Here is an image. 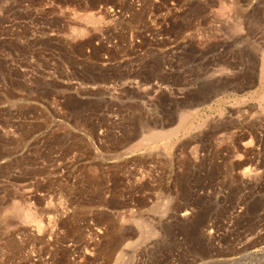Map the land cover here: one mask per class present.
<instances>
[{"label": "rangeland", "instance_id": "rangeland-1", "mask_svg": "<svg viewBox=\"0 0 264 264\" xmlns=\"http://www.w3.org/2000/svg\"><path fill=\"white\" fill-rule=\"evenodd\" d=\"M0 264H264V0H0Z\"/></svg>", "mask_w": 264, "mask_h": 264}, {"label": "bare ground", "instance_id": "bare-ground-1", "mask_svg": "<svg viewBox=\"0 0 264 264\" xmlns=\"http://www.w3.org/2000/svg\"><path fill=\"white\" fill-rule=\"evenodd\" d=\"M83 22H85V23H96L97 22V19H94L93 17H89V16H86V17H84L83 18V20H82ZM73 31H74V33H76V34H78V32L80 31V28H77V27H75L74 29H73ZM81 32V31H80ZM158 132V131H157ZM153 132H150L149 134V136L148 137H146L145 138V141H148V140H151V139H153V140H155V141H158L159 142V144L158 145H161L160 144V142H161V140H162V138H163V136H165V135H162L163 133H161L160 134V132H159V134L158 135H155V133H153ZM151 134H152V136H151ZM157 134V133H156ZM144 138V137H143ZM142 138V139H143ZM153 140H151V141H153ZM144 141V140H143ZM150 141V142H151ZM149 142V143H150ZM157 142V143H158ZM146 143V142H145ZM164 142H162V144H163ZM165 143H166V141H165ZM148 144V143H147ZM163 146V145H162ZM18 207V206H17ZM14 209H13V211H18L15 207H13ZM19 208V207H18ZM23 210V209H22ZM21 210V211H22ZM20 211V212H21ZM11 212V211H10ZM24 213H20L21 215H23L24 216V219H25V221H30L31 219L32 220H34V218H33V216L30 214V213H28V212H26V211H23ZM186 213V212H185ZM144 228V227H143ZM115 244V243H114Z\"/></svg>", "mask_w": 264, "mask_h": 264}]
</instances>
